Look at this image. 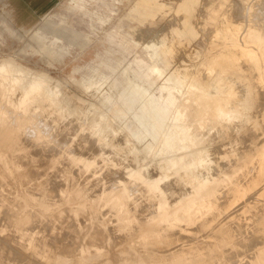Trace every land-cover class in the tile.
Listing matches in <instances>:
<instances>
[{
  "label": "rangeland",
  "instance_id": "374dc122",
  "mask_svg": "<svg viewBox=\"0 0 264 264\" xmlns=\"http://www.w3.org/2000/svg\"><path fill=\"white\" fill-rule=\"evenodd\" d=\"M144 1L151 3V8H149L148 10L142 9V7H143L142 3ZM201 3H203L202 0H0V65H3L4 63L5 64H14L17 66H22L23 68H27L28 70L33 71V72L45 74L49 80L51 79L50 80L51 86L53 85V83H54V86H55V83H57L56 84L57 89L59 88V91H60V89H61V91L63 89V91L65 92V95L68 94L67 95L68 98L70 96V98L72 99V100L71 99L70 100L72 102L73 101L76 102V104H73V105H76L75 108H82L83 106H86V104L88 105V102H90L89 104H91V103L96 104L100 100L101 101L105 100V102H107V105L104 106L102 109L107 110V109L112 108L113 110H117L119 112V115H117L118 120L116 121V123L114 125L115 128H116V125L123 126L124 128H128V130L130 132L134 133V137H137L138 135H139V137L145 136V134L143 133V130L140 127L139 123L145 124L144 118L148 119V117L149 118L153 117L152 112L154 110L161 111L163 109V110H167V111L171 112L173 110L175 103H176V97L173 95H170L169 97H167V93L163 89L164 85H170L171 86V84H172V82L170 83V82L165 81L166 75L163 78H161L162 74H159L156 71H153V70L146 68L140 62H138L137 58L143 57L145 54V52L142 50L143 45H145L147 43L149 44L150 41H152V40H157L160 35L161 36L164 35L166 38H170V40H174V41H180L182 44V45H177V46L175 45L176 47L173 46L174 48H172V50L169 51L170 56H168V60L171 63L169 70L170 71H173V70H180V71L191 70V71H194L197 64L191 58L190 53H192V55H195L197 57H202V55L206 51L207 45H208L207 41H206L207 34H205L201 29V21H202V16H200L201 8H202ZM137 8H139V9L137 10ZM198 18H199V20H198ZM200 19H201V21H200ZM118 25L122 26V28H121V31H119L115 34L114 37L116 40L123 39L124 45L117 43L118 41H114V42L112 41V45H111L109 40H108V37L111 36V34H112L111 31ZM154 35H157V36H154ZM173 43H176V42H173ZM186 44H187V47H184V46H186ZM124 47L128 48L127 52H124ZM196 47H197V49H196ZM186 53H188V56L186 55ZM183 55H185V56H183ZM10 61L13 63H11ZM96 72L98 73V76L100 75L99 76L100 79H98V77H97L94 84L89 85L90 83L88 84L87 82H84V83L80 82L82 77L90 78L92 75H95ZM130 78H133L132 80L140 81L141 85L145 89L150 90V94L147 96V98L145 100L144 98H141L140 95L130 92V96L132 98L133 105H131L130 109H128L126 111L125 110L126 107L124 108V106H123L124 99H123L122 93L124 92V88L127 87L129 85V83L131 82ZM100 83H101V85H100ZM58 84H59V86H58ZM60 85H62V86H60ZM61 91H60V93H61ZM64 92H62L61 95H63ZM65 95H63V96H65ZM97 97H99L100 99ZM75 98H79L81 100L78 101ZM127 102H128V100H127ZM71 107H72V104H71ZM194 108L195 107L191 106L190 110H188V111L189 112L192 110L196 111V109L194 110ZM243 112H244V110H243ZM44 113L41 116H39L38 124L40 123V126H41L43 122L44 123L46 122L47 125L43 126L44 123L42 125L43 130H45V132H47L49 130V127H50V130H53V131L49 130V132H51L50 136L52 135L50 138L51 142H50V140L49 141L47 140V142H46V143H50L51 145L46 144L45 143L46 140L39 141V142L36 141L35 143L33 141L31 142L32 139L33 140L35 139L34 134H33L34 132L32 133L33 129L30 130L31 131L30 132L29 130H27L28 129L27 128L25 131V133L27 135H25V133L18 135V133H16V132L13 135L11 129L8 126V122L4 123L5 128H4V124H2L0 127V134H1V136H0V138H1L0 139V148H2V149H0V152H1L0 153V162H1L0 163V219H1L0 220V245L4 242L2 245V247L4 246L3 249L0 246V264H21V263L22 264H25V263L26 264H36L37 261L39 262V264L40 263L41 264H59V263L60 264H72V263H74V261H75L74 264H76V262H77V264H96L97 262H98L97 264H102V263L103 264H134V263L135 264H151V263L152 264H169V263L171 264V262L173 260L174 261L172 262V264H175L176 262H178L177 264H188L189 259H186L187 257L185 258V256H188V254H189L188 257H190V255H195L193 258H191L192 256L190 257L192 261L193 260L196 261L195 264H200V263L201 264H203V263L208 264L206 262H208L209 260H210L209 264L210 263L211 264H215V263H217V264L222 263L223 264V262H224V264H226V263L231 264L230 261H224L226 251H224L223 248L225 247V250H226V247H228L230 245L229 249L227 248L228 251L230 253L236 252V250L234 248H235V246L236 247L238 246L241 238H242V240L244 239L245 241L251 240L250 243L254 242L255 240H257L256 238H258V241L260 244L259 245L257 244V246L254 245V247L256 246L258 248H260V247L264 248V244H263L264 241L262 240V238H264L263 237L264 236V233H263L264 232V230H263L264 229V226H263L264 225L263 224V222H264V210L262 209V207H264L263 206V204H264V199H263L264 198V193H263L264 181L261 182L262 180H264V174H262L263 178H262V176H261V178H259L260 180L259 179H253V180H251L252 182L251 181L247 182V184H246V182H244L243 184H242V182L241 183L236 182V185H232L231 187H234V186L236 187L237 184L239 185V183L243 187L246 185L247 188L246 187H244V188H245V191H247V192L246 193H244L245 191L239 192V193L236 192V200L233 201L234 204L232 203L234 206L232 204H230V206L232 205L231 207L228 205L230 207L229 209H227V207H226L227 210L225 209V206H227L226 203L229 202V201H227L224 203V206H223L224 209H223V207L222 208L220 207L219 210L218 209H210V210L202 209V211L205 210V211H203L204 213L201 212L202 217H204V218L201 217V214L196 217V216H194L195 214L191 213L189 216V219H187V215L180 214L179 216L182 220H189V223H188L189 229L183 230L180 232L181 229H178V226H176L175 224H174L175 225L174 226L173 223H170L171 225L170 226L168 225V226L171 228L167 227L168 228L167 232L165 231L166 230L165 226H167V225L162 226V229L164 228L163 229L164 232H163L161 227L155 226L152 222L151 216L155 212L154 207L149 206V209L153 208L151 210H154V212L152 211L153 212L152 213L150 210H149V212L147 211L148 208H147V210L145 209L146 206H148V205H143V204L139 203L140 204V206H139L138 202L135 203L136 199H130V202H129V200H127L126 201L127 203L126 204L124 203V206L121 205V206H118L116 208H111L109 205L107 207L106 206L107 203H105V201H102V200H104V198L102 196H100L102 189L107 188L114 181H116L117 179L119 180L120 177L122 179H126L128 177L127 176L128 171L131 170L130 167H128L129 170L126 168V166H125V170H123L124 169L123 165L118 166V167L115 166L116 167L115 169L113 168L114 166H112V167H109L110 169H108V167L107 168L102 167V164L99 163V165H101V166H99V165L97 166V172L95 171V174L93 175V173H94L93 169H91L92 170V173H91V170H86V169L83 170V168H79L78 166H75V165L72 166V164L67 161L66 156H65L66 154L63 153L64 150H66V151L69 150V147H70V150L71 149L73 150L75 148V145H77V143L80 142V139L83 138L84 133L86 134V136H88V139H90L89 138L90 136L87 132L84 131V133H83V131L82 132L77 131L78 125L83 124V123L85 124L87 120L85 118L77 119V118H75L77 116L76 115L74 117V119H77V120L73 119V121H72V118H73V116H72V117L67 118L66 120L61 121L60 124H58L57 126H54V125L49 126V124H52L50 122L51 117L49 119V117L47 115L48 119H47V117L45 118L47 113H45V114ZM241 113H242V111H241ZM242 114L244 116H246L247 112L245 111ZM248 114H250V113L248 112ZM90 116L91 115L88 116V119H90ZM39 120L40 121L42 120L41 121L42 123ZM67 120H68V122H67ZM193 120H194V113H193V116L191 113L190 121H189V124H190L189 132L187 135V139L185 141V144L187 146H191V144H193V143H195L196 145L199 144V147H200V145H201V147H205V146H208L207 144H211V143L215 144V143H219V142H222V143L225 142V144H226L227 143L226 139L229 140L230 135H232L233 131H230V129H227V127H225L224 125H217V124H210L211 126L208 124V126H207V128L209 127L208 131L210 133H212V134H210L207 130H205V128H199V126H197V124L195 122H193ZM253 120H251V121H253ZM82 121H83V123H82ZM62 123L64 124V126L61 128V126L63 125ZM72 123L77 125V126L74 125V126H76V128L74 127V129H73ZM59 125H61V126H59ZM259 125L257 124V126H259ZM70 126H72V127H70ZM196 126L202 132H198L199 130L197 129ZM260 126H259V128H261ZM44 127H47V128H44ZM64 127L66 128V130H64ZM211 127H212V129H211ZM216 127L218 129H216ZM222 127H224L223 130H222ZM55 128H56V133L54 132ZM67 128H68V130L70 129L69 131H71V132H69L67 130ZM259 128L257 127V130ZM58 129H60V131ZM196 129H197V132H196ZM203 129L209 133V135H207L208 138L205 136V134H203L205 132ZM209 129H211V131ZM75 130H76V132H75ZM216 130H217V132H215L216 133L215 134L213 131H216ZM219 130H220V132H219ZM261 130H263V129L261 128L260 131L257 132V134L261 133ZM31 133H32V135H31ZM60 133L61 134L63 133V135H64V136H62V139H60L61 137L56 138L54 136V135H57ZM117 133H118L116 136L117 139L119 140V137H120V139L122 140V141L120 140V142H123V136L122 135H124L125 132L123 131V132H121V134H120V132H117ZM196 133H198L197 136H199L198 139H200V140L196 139L197 138ZM199 133H202L203 135H201ZM222 133L224 134L225 138L223 137ZM67 134L70 136L68 137ZM228 134H229V136H228ZM263 134H264V132L262 134H260V136H259L261 139L264 136ZM9 135H10V137H9ZM72 135H74V136H72ZM217 135H218V137H216ZM11 136H13V137H11ZM25 136L27 138H25ZM65 136L69 139L71 138V140H70V142H72L71 146H68V147L65 146L64 147L63 144H61L59 146H56L53 144V139H54V142L57 141L58 138L61 141V140L66 138ZM28 137H29V139H28ZM31 137H32V139H30ZM201 137L203 139L206 138L205 141ZM210 137H213V140H212V138L210 140ZM222 138H223V140H222ZM76 140L79 142H77ZM92 140L95 144L96 150L102 151L104 153H109V152H107L106 148H101L100 144L98 146V143H97V141H95V138L94 139L92 138L91 141ZM197 140H198V142H197ZM209 140H210V142H209ZM2 141H3V143H2ZM65 141H67V140H65ZM73 141H74V144H73ZM75 141H76V143H75ZM132 141L134 144H136L138 146V148H140V147H142V145L150 142V138L149 137L132 138ZM247 142H248V144H247ZM44 143L46 145H44ZM249 143L250 142L246 138L245 148L248 147ZM5 144H7V145H5ZM67 144H68V141L66 142V145ZM243 144L241 145L242 151L241 150L239 151V148L236 147L237 148L236 152L232 153L233 155L236 156V154L238 152L237 155H240L239 157H241V158H239L240 161H245V159L248 158L252 152L254 153V150L250 151L248 148H247L248 150L243 148V146H244ZM33 145H34L35 149H34ZM52 145H54V146H52ZM73 145H74V148H73ZM4 146H7L8 148L5 147V149H3ZM29 146H30V148H29ZM41 146H43V148H41ZM62 146H63V148H62ZM55 147L56 148L60 147V149H56ZM90 147L91 146H88V145L86 147H84L82 153L84 155H87V153H89V151L92 150L91 149L92 147L91 148ZM58 150H60V151H58ZM75 150H76V148H75ZM194 150H195V148L191 147V148L187 149L186 151H184V153H182L183 159L177 165L180 172L177 173V171H174L173 172L174 173L173 178L174 177L179 178V177H181V175L184 178H186L188 176H192V174H195L196 170H194L193 166H191L192 165L191 162H192L193 158L195 157V154H194L195 151ZM227 150H228V147L223 148V151L226 152ZM61 151H63L62 154H61ZM240 152L241 153L243 152V154H241ZM249 152H250V154L248 155ZM6 154H8L9 156L8 155H7L8 157L5 156ZM63 154H64V156H63ZM232 154H230V155L232 156ZM245 155L248 157H245ZM235 156H232L231 158H232V161L235 160L233 162V164L238 165L239 160L237 162L236 161L237 156H236V158H235ZM110 157L113 158V155H110ZM41 158H42V160H41ZM171 158L176 159L177 157L173 156ZM130 159H129V161L132 162L133 159L132 158H130ZM241 159H243V160H241ZM28 162H29V164H28ZM64 163H66V164H64ZM130 163H129V165H130ZM133 163L136 165H134ZM67 164L70 166H68ZM235 165H231V166H233L235 169ZM237 165H236V168L241 166V164L239 166H237ZM132 166H134V168H132V169H133V171H135L136 170L135 167H138V164L135 162H132ZM222 166H224V167H222ZM35 167H36V169H35ZM221 167L222 168L220 170L222 171V173L226 174L227 172H230L229 168L231 169V167L229 165L228 166L221 165ZM225 167H227L228 170ZM103 168H104V170H103ZM79 169H81V171ZM107 169H108V171H106ZM117 170H118V172H117ZM151 170H153V169L151 168L149 170L150 173H151ZM123 171H125V172H123ZM225 171H227V172H225ZM106 172H107V175H109V176L108 177L105 176L106 179H104V175H106ZM152 172L155 173V174L151 173L152 176L162 177L163 172L161 170H153ZM38 174H39V176H38ZM99 174H100V176H99ZM110 175H111V177H110ZM122 175H124V176H122ZM76 177H77V179H76ZM174 179H173V182H175ZM254 180H257V181H254ZM171 182H172V179H171ZM257 182H258V184H257ZM250 183H252V185L256 183L255 187L251 185V188L249 189ZM171 184L172 183H170V181H169L168 186L169 185L171 186ZM173 184H172V186L175 188L176 184L175 185H173ZM259 184L262 185L263 187H260ZM93 185H94V187H93ZM258 185H259V187H258ZM170 186L167 187L168 191H166V192H169V194H170V196H169V194H167V197L169 196L168 197L169 199L171 197V200L173 199L172 202H174V200L179 197L178 192L181 193V191L179 188H177L178 187L177 185H176L177 187L175 189H177L178 192H177V190L172 188V186L171 187ZM75 188H76V191L78 192V194L75 191ZM170 188H171V190L172 189L175 190V191H173V194H172V191H170ZM252 189L255 190V191H253L254 193L252 192ZM259 189H260V191H259ZM96 190H97V192H96ZM165 190H166V188H165ZM79 192H81V193H79ZM176 192H177V194H176ZM257 192H258V194H257ZM67 193H69V194L67 195ZM259 193H260V195L262 194L260 196V198H258ZM84 194H86V195H84ZM97 194L99 196H96ZM239 194H241V195H239ZM242 194L245 195L243 197V199H242V196H243ZM253 194H254V197H253ZM53 195H54V197H53ZM88 195H89V197H88ZM255 195H256V199H255ZM91 196H93V197H91ZM70 197H72L73 200L74 199L75 200L73 201ZM82 197L84 199H85V197H87V199L83 202V204L81 203L84 200V199H82ZM239 197H241V199L237 200V199H239ZM261 197H262V200H261ZM251 198L254 200V202L257 199L260 201H263V204H262V202L260 203V201H258V200L255 202V205L258 204L257 205L258 210L256 209V206H254V205L252 206L251 203H253V200L250 201ZM76 199L79 200L80 202L77 201ZM81 199H82V201H81ZM171 200H169L170 201L169 204L171 203ZM28 201H29V203H28ZM244 201H245V203L248 202L249 207L247 206V204L244 203ZM97 202L98 203L100 202L99 203L100 206ZM230 202H232V201H230ZM249 202H251V203L249 204ZM21 203H23V205ZM80 203H81V205H79ZM128 203H130L129 204L130 206L132 205L130 207L131 210L129 209ZM243 203L245 206L244 205L241 206V204H243ZM27 204H29V205L27 206ZM30 204H31V206H30ZM134 204H136V205H134ZM48 205H49V207H48ZM65 205L68 207H66ZM125 205L127 206V208H125L126 207ZM259 205H260V207H259ZM261 205H262V207H261ZM142 206H143V209L145 211L142 209ZM90 207H91V210H90ZM140 207L142 210L140 209ZM232 207H234V208H232ZM235 207H237L239 209L241 208L240 209L241 211L239 212V209H237ZM247 207H248V210H247ZM250 207L251 208L254 207L255 210L253 208L251 209ZM122 208H125V209H122ZM242 208L243 209L245 208L247 211H249L251 209L252 212L254 211L255 213L254 212L251 213V211H249V213H248L246 210H242ZM19 209L22 211H20ZM196 209H199V208L195 207V208H193V211H195ZM236 209L238 210V213H239L237 215L239 217H242V218L237 217L235 219ZM259 209L262 211L263 214L260 212ZM45 210H47V211H45ZM113 210H114V212H113ZM138 210L140 211V215H138L139 214ZM224 210H226L228 213H230L232 210H233V212H231L230 216H229V214L225 211V213H227V215H228L227 216L225 213L223 215ZM18 211L20 213H18ZM127 211H128V213H127ZM244 211H245V214L243 216H241L240 213L243 214ZM4 212H5V214H3ZM112 212L114 213V215ZM120 212L123 216H121ZM131 212H132V214H130ZM142 212H143V215L145 214L144 217L142 215ZM215 212H216V214H215ZM16 213L18 214L17 217H15ZM136 213H138L137 217L142 222V225H141L140 221L137 219ZM210 213H211V215H210ZM232 213L233 214L235 213V214L232 216ZM257 213H258V215L255 217V215ZM54 214H55V216H54ZM259 214H260V216L263 215V218H262V216L260 218ZM130 215H131V217H130ZM207 215H210L211 217H209ZM221 215H223V216L221 217ZM245 215L248 218V219L246 218L247 220L244 217ZM253 215H254V218H253L254 221L252 219ZM92 216H93V218H92ZM140 216L144 219L140 218ZM250 216H251V218H249ZM100 217H101V220L99 222ZM208 217H209V220L213 218L214 222H213V220H211V222H208V220H207ZM217 217H219V219ZM223 217L225 220L222 219ZM229 217L233 218V221H231L232 219ZM243 217H244V220H246V222H244ZM258 217L260 219H262V220H260L262 226H260L261 224L258 220L259 219ZM14 218H17V220H19V221H15L16 219H14ZM125 218H126V220H125ZM226 218H227V220H226ZM238 218H239V222L237 220ZM255 218H257V219H255ZM22 219H24V220H22ZM135 219H137L139 222ZM145 219H147V220H145ZM197 219H199L200 224L198 223V225H194L197 223ZM216 219L219 221H217ZM228 219L231 221L230 223H229ZM241 219L243 220L244 224L247 223L246 226H248L249 228L246 227L245 225L243 226V227H245V229L242 227H239V226H241V223H240ZM48 220H49V222H48ZM150 220H151V222H150ZM201 220H202V222H205V224L201 223ZM221 220L224 222L226 221V222L222 223ZM96 221H97V223H96ZM215 221H216V223H215ZM234 221L236 223H239V225L236 224V226H235L234 225L235 223H233ZM255 221L258 222L257 225H259V228L263 227V229L260 228V230L262 229L261 231H258L259 229H256L258 227L255 225L256 224ZM39 222H40V224H39ZM206 223H208V225ZM210 223H211V226L213 225L212 226L213 229L216 228L214 226L215 224L217 226V224H220V223H221V225L224 226V228H223V226H220L222 228V229H220V227L218 226L219 231H217V229H218V227H217L216 229H214L216 231L215 232L214 230H212V228L210 229V227H209ZM24 224H25V226H24ZM147 224H148V226L153 224V226H151V227L155 231L149 230L150 226L148 227ZM202 224H204L203 227H202ZM225 224H226V226H225ZM229 224H231V228L234 230H231V228L228 227ZM138 225H140V226L138 227ZM144 225H146L148 228H145L146 226L144 227ZM118 226H119V228H118ZM135 226H137L138 229ZM141 226H142V228H144L143 230H142ZM192 226H194V227H192ZM197 227L200 228V230H202L203 232H201ZM204 227H206V228L203 230L202 228H204ZM237 227L242 228V229H238ZM252 227L254 230L252 229ZM225 228L229 232L226 231ZM235 228H236V231H235ZM247 228L248 229L251 228V230L248 231ZM139 229L141 230V234H139L140 233ZM175 229L179 230V232H177V234L179 233L178 235L181 234L183 237L182 236L178 237ZM197 229L200 231V233L198 232L196 234L195 232L197 231ZM206 229H208L206 231L207 234L204 233ZM224 229H225L226 233L228 232L227 233L228 236L226 235ZM136 230H138L137 231L138 233L137 232L135 233ZM168 230L173 231V232H171L173 234L171 235V233H170V235H169ZM188 230H191V231L193 230L192 231L193 233L191 231L188 232ZM252 230L255 231V233ZM97 231H98V233H97ZM144 231H147L148 233L144 232ZM174 231H175V235H174ZM233 231H235V234H237L236 236L238 238L240 237L239 239L235 236V234H232ZM242 231L244 234L242 233ZM133 232L135 233L134 235L131 234ZM162 232H163V234H166V233L167 234L163 235V234H161ZM183 232H184V234H183ZM240 232L242 234L241 236H239ZM90 233H92V234H90ZM129 233L131 235H129ZM189 233H190V235H189ZM212 233H213V235H211ZM247 233L249 235H247ZM251 233H252V235H255L254 236L255 238H253ZM257 233H259L258 236L256 235ZM50 234H51V236H50ZM194 234H195V236L192 237L191 235H194ZM203 234L207 235V236L210 235L211 237L215 236L216 240L213 238L211 241L208 239L207 236H203ZM217 234L219 235L218 237H220V239L216 236ZM220 234L225 235V237L227 236V238H225L223 236V238H224L223 239L221 237L222 235H220ZM127 235L129 237L127 239H125ZM162 235L164 237L166 236V239H164L162 237ZM200 235H201V237H204V238H201ZM229 235L230 236L232 235L234 242H232V237H229ZM245 235L247 236L246 239H245V237H246ZM170 236L176 237L175 241H174L175 243L172 242L174 240V238L171 239ZM197 236H199V237H197ZM210 236H209V238L211 239ZM242 236H244V237H242ZM259 236H261L262 238ZM4 237H6V238H4ZM11 237H12V240L10 239ZM130 237H131L130 242H128V239ZM133 237H135L134 239H136V240H134ZM184 237H185V239H184ZM189 237L192 238V240L189 239ZM206 237L209 240V243L207 240L208 244H206L208 248H209V246H212V247H210L211 249L215 247L214 250L218 248L216 250V252H218L219 254L217 253L215 255L219 258V260H217L216 256L213 255L211 249L209 248L210 250H208V248H206V246L204 245L205 244L204 239H206ZM1 238L4 239V241ZM182 238H183V240H182ZM186 238H188V239H186ZM229 238H231V240H229ZM250 238H252V239H250ZM116 239H117V241H116ZM177 239H179V241L181 240L180 241L181 243ZM199 239L200 240L202 239L201 242L203 241V243H202L203 247H202L201 242L198 241ZM217 239H219L221 241L218 242L219 240H217ZM234 239L238 240L239 242L235 241ZM118 240H119V242H118ZM132 240H133V242H132ZM153 240H155L154 246L156 249L152 248V250H151L150 247H152L151 245L153 244ZM165 240H167V241H165ZM169 240H170V242H169ZM176 240H177V243H179L178 245L176 244ZM186 240H189L187 243L188 246L187 245L185 246V244H184V242L186 243ZM194 240H197L195 242L197 243V249L198 250H201V248H203V250H201V252L200 251H197V252L203 253L202 251H204V255L198 254L195 252L196 251L195 250L196 244H195ZM224 240H226L225 243H224ZM163 241H164V245H163ZM190 241H192V242H190ZM210 241L213 243V245ZM222 241H223V243H222ZM6 242H7V244L9 242H11L10 244L13 245V247H11V248H13L11 251H10L9 247H6V245H7V244H5ZM124 242H125V244H123ZM126 242L129 244H127ZM193 242H194V244H193ZM90 243H91V245H90ZM171 243H172V245H171ZM215 243H216V246L214 245ZM219 243L220 244L222 243L221 245L224 247L218 245ZM227 243H230V244H227ZM231 243H232V245H231ZM233 243H235L234 246H233ZM169 244H170L171 248H173V249H171L170 246L168 247ZM192 244H193V246H192ZM173 245H177V246H173ZM179 245H180V247H179ZM190 245L192 246V248H190ZM8 246H9V244H8ZM184 246L189 251L187 249H185ZM231 246L233 247V250H232ZM16 247H18L19 249ZM67 247H68V249H67ZM146 247L148 248V250H151L152 253H150L151 251H148L147 249H145ZM177 247H179V248H177ZM15 248L17 251L14 250ZM135 248L138 250H136ZM160 248H161V250H160ZM168 248L171 251H169ZM181 248L183 249V251L185 249V252H184L185 256L183 259L181 258L183 256L178 258L180 256V254L183 253ZM193 248H194V251H193ZM205 248L207 250H205ZM5 249H8V250H5ZM72 249H74V250H72ZM76 249H77V251H76ZM176 249L177 250L179 249V252H176ZM190 249H192L193 252H191ZM146 250H147L146 253H148V254L150 253V255L152 254L151 255L152 259L154 256V259L156 260L157 263L156 262L154 263L153 261H155V260L154 259L152 260L150 256L145 254ZM153 250H155L154 252H157L156 254H158V255L155 256V253L153 252ZM163 250L165 253H168V256L165 257V253L163 252ZM167 250L169 252H166ZM221 250H223L222 252L224 253L223 258L221 255L222 254ZM5 251H9V254ZM206 251H208V252L211 251V252L207 253ZM21 252L23 254H21ZM162 252H163V254H162ZM170 252H171V254H170ZM188 252H190V253H188ZM5 253H7L8 255L5 256ZM112 253H113L114 257L112 255ZM210 253H211V255L209 256L208 254H210ZM15 254H16V257H15ZM19 254H20V260L17 259V257L19 258ZM196 254L201 255L199 257H202V259H200L198 257V255H196ZM12 255H13V257H12ZM22 255H24V256H22ZM144 256L146 257L145 261H143ZM147 256L150 258H148ZM163 256H164V258H163ZM196 256H197V258H195ZM220 256L222 258L221 260H220ZM156 257H157V259H156ZM214 257L216 258L217 261H214V259H213ZM141 258H142V260H140ZM15 259H17V260L15 261ZM25 259H27V260H25ZM161 259L163 260V262ZM158 260H160L161 263H160V261L158 262ZM184 260H186V261H184ZM191 260H190V263H192ZM199 260H200V263H199ZM204 260L206 262H204ZM59 261H61V262H59ZM213 261H214V263H212ZM218 261H219V263H218ZM220 261H223V262H220ZM193 264H194V262H193ZM234 264H236V263H234ZM244 264H254V263H252L251 261H250V263H248V261H246V263H244Z\"/></svg>",
  "mask_w": 264,
  "mask_h": 264
},
{
  "label": "bare ground",
  "instance_id": "6f19581e",
  "mask_svg": "<svg viewBox=\"0 0 264 264\" xmlns=\"http://www.w3.org/2000/svg\"><path fill=\"white\" fill-rule=\"evenodd\" d=\"M202 1H203V3H201L202 8H201V14H200V16H202V21L200 19L201 29L205 34H207L206 41H207L208 45H207V49L204 52V54L202 55V57H197L195 55H192V53H190L191 58L197 64L194 71H191V70H189V71H180V70L170 71L169 70V68L171 66V63L168 60V56H170L169 51L172 50V48H174L173 46L182 45V44L180 41L170 40V38H166L164 35L163 36L160 35L157 40H152V41L149 40L150 41L149 44L147 43V44L143 45L142 50L145 52V54L143 57L137 58L138 62H140L146 68L153 70V71H156L159 74H162L161 78H163L166 75L165 81L170 82V83L172 82V84H171V86L170 85H164L163 89L166 91L167 97H169L170 95H173L176 97V103H175L173 110L171 112H169L167 110H163V109L161 111L154 110L152 112L153 117H150V118L148 117V119L144 118L145 124H143V123L140 124L138 122L140 127L142 128L145 136L139 137V135H138L137 137H134V133L130 132L128 130V128H124L123 126L116 125V128H115L114 125H115L116 121L118 120L117 115H119V112L117 110H113L112 108L107 109V110L102 109L104 106L107 105V102H105V100H102V101L100 100L99 102L96 103L97 105L92 104V103L89 104L90 102H88V105L86 104V106H83L82 108H75L76 105H73V104H76V102H74V101L72 102L71 101L72 99L70 98V96L68 98V96H67L68 94L65 95V92L63 91V89H62V91L60 89V91H61V93H60L59 88L57 89V87H56L57 83H55V86H54V83L51 86L50 85L51 79L49 80L45 74L30 71L27 68H23L22 66H17L14 64H5V63H4L5 65L4 64L0 65V127L2 124L8 122V126L11 129L13 135L15 132L18 133V135L19 134L21 135L22 133H25L27 128H28L27 130H29V131L33 129L32 133L34 132L33 134H34L35 139L33 140L31 137L30 138V139H32L31 142L33 141L35 143L36 141L39 142V141L46 140L45 141V143H46L47 140L49 141L51 136H52V135L50 136L51 132H49V130H50L49 126H52V125L57 126L58 124H60L61 121L66 120L67 118L72 117V116H73V118H72V121H73V119L76 115L77 116L75 118H77V119L85 118L87 120L86 123L84 124L82 121L83 124H79L80 123L79 122L77 131H81V132L83 131V133H84V131L87 132L90 136L89 137L90 139H88V136H86V134L84 133V136H83V138L80 139V142L76 140L77 142H79V143H77V145H75L76 150H75L74 145H73V148H74L73 150L72 149L70 150V147H69V150H67V151L64 150V152L61 151V154H62V152L64 154H66L65 155L66 159L69 163L72 164V166L73 165L78 166L79 168H83V170L93 169L94 170L93 175L95 174V171L97 172V166L99 165V163L102 164V167H106V168L108 167V169H110L109 167H112V166H114L113 168L115 169L116 167L122 166V165L124 167L123 170H125V166L127 169H128V167H130L131 170L128 169L129 170L127 173L128 177L126 179H122L121 177L119 180L117 179L118 181L117 180L114 181L115 180L114 179L113 180L114 182L112 184H110L107 188H103L101 193L99 192L100 196H102L104 198V200H102V201H105V203H107L106 206L108 207V205H109L111 208H116V207L121 206V205L124 206V203L126 204L127 200H129V202H130V199H136L135 203L138 202L139 206H140V204L148 205L145 208L146 210L148 208V210H147L148 212H149V210L151 212L152 211L154 212V210H151L153 208L149 209V206L154 207L155 212L154 213L152 212L153 215L151 216L152 222L155 226L161 227V229H162V226L167 225V226H165L166 232L168 229L167 227H169L171 225L170 223H173V225L175 224L176 226H178V229H181L180 232L183 230L189 229L188 228L189 220H182L179 216L180 214L187 215V219H189V216L191 213L195 214L194 216L197 217L198 215L201 214V212H203L205 210H210V209H218L219 210V208L220 207L222 208L224 206V203L227 201H229V202L226 203L227 206H225V209H226V207H227V209H229L234 204L233 201L236 200V192L239 193V192L245 191L244 187H246V185L243 187L240 183L242 182V184H243L244 182H246V184H247V182H250L253 179L261 178L262 174H264L263 173L264 172V136L262 139L259 137L260 134H262L264 132V0H202ZM198 20H199V18H198ZM121 28H122V26L118 25L111 31L112 34H111V36L108 37V40H109L111 45H112V41L113 42L118 41L117 43L124 45L123 39L116 40L114 37L117 32L121 31ZM154 36H157V35H154ZM173 42H176V43H173ZM184 47H187V44ZM127 49L128 48L124 47V52H127ZM196 49H197V47H196ZM186 55L188 56V53H186ZM183 56H185V55H183ZM11 63H13V62H11ZM99 76H98V73L96 72L95 75H92L90 78L82 77L80 82H82V83L87 82L88 84L90 83L89 85H92L95 83L97 77H98V79H100ZM132 79L133 78H130L131 82L129 83V85L127 87L124 88V92L122 93V96L124 99L123 106H124V108L126 107V109H125L126 111L128 109H130L131 105H133L132 98L130 96V92L140 95V97L144 98L145 100H146L147 96L150 94V90L145 89L141 85L140 81L132 80ZM59 84H58V86H59ZM100 85H101V83H100ZM60 86H62V85H60ZM62 92H64L63 95H65V96L61 95ZM97 98H99V97H97ZM75 99L78 101L81 100L79 98H75ZM127 100H128V102H127ZM71 104H72V107H71ZM191 106L195 107L194 110L196 109V111L192 110L190 112L192 113V116L194 113L193 122H195L197 124V126H199V128H205V130L208 131V128H209V127L207 128L208 124L209 125L210 124H217V125H224L225 127H227V129H230V131H233L232 135H230V137H229V140L226 139V142H227L226 144H225V142L224 143L219 142V143H215V144L211 143V144H207L208 146H205V147H201V145L199 147V144L196 145L195 143L191 144V146H187L185 144V141L187 139V135L189 132V127H190L189 121H190L191 113L188 110H190ZM243 110H244V112L245 111L247 112L246 116H244L242 114V113H244ZM241 111H242V113H241ZM44 112L47 113L46 116L44 115L45 118L47 117V115H48L49 119L51 117L50 122L52 123V124H49V126H48L49 130L47 132H45V130H43L42 125L44 122L42 123L41 122L42 120L41 121L39 120L42 123V125L40 126V123L38 124V118ZM248 112L250 114H248ZM89 115H91L90 119H88ZM48 117H47V119H48ZM77 119H74V120H77ZM251 120H253V121H251ZM67 122H68V120H67ZM257 124L258 125L260 124L261 126L260 125L259 126L263 129V130H261V133H258L259 135L257 134V132L260 131L261 128H259V126H257ZM45 125H47L46 122L44 123L43 126H45ZM61 125H59V126H61ZM74 125H76V124H73V129H74V127L76 128V126H77V125L76 126H74ZM63 126H64V124L61 126V128ZM70 127H72V126H70ZM257 127L259 128L258 130H257ZM4 128H5V124H4ZM44 128H47V127H44ZM223 128L224 127H222V130H223ZM197 129H198V127H197ZM197 129H196V132H197ZM211 129H212V127H211ZM211 129H209V130L211 131ZM216 129H218V128L216 127ZM58 130L60 131V129H58ZM64 130H66L65 127H64ZM67 130H68V128H67ZM50 131H53V130H50ZM123 131L125 132L124 135H122L123 136V142H120V140H121L120 137H119V140L116 137L118 134L117 132H120V134H121V132H123ZM207 131H205L206 133L205 132L203 133V134H205L206 137L210 133L209 131H208L209 133ZM54 132L56 133V128H55ZM69 132H71V131H69ZM75 132H76V130H75ZM198 132H202V131L199 130ZM213 132L215 133V132H217V130L213 131ZM219 132H220V130H219ZM32 133H31V135H32ZM63 133L62 134L60 133V134H57L54 136L56 138L61 137L60 139H62V136H64ZM197 134L198 133H196V136H197ZM199 134L203 135L202 133H199ZM210 134H212V133H210ZM25 135H27V134L25 133ZM0 136H1V134H0ZM69 136L70 135H68V137ZM72 136H74V135H72ZM228 136H229V134H228ZM9 137H10V135H9ZM11 137H13V136H11ZM143 137L144 138L149 137L150 142H148V143L142 145V147L138 148V146L133 143L132 138H143ZM216 137H218V135ZM223 137H224V134H223ZM25 138H27V137L25 136ZM59 138L55 142L53 139L54 145L59 146V145L63 144L64 147L65 146L68 147V146L72 145V142H70L71 138L69 139L66 137L65 139H63L61 141L59 140ZM92 138L93 139L95 138V141H97L98 146L100 144L101 148H106L107 152H109V153H104L102 151L96 150V147H95L93 140L91 141ZM198 138H199V136H197L196 139H198ZM211 138L213 140V137H210V140H211ZM246 138L250 142L247 148L250 151L254 150V153L252 152L253 154L251 153V155L249 157L245 155V157H248V158H246L245 161H240L239 158H241V157H239L240 155H237L238 154V152H237V154H236L237 160L236 161L238 162V160H239V164L238 165L236 164V165L239 166L241 164V166L236 168V165L233 164V162L235 160L232 161V158H231L232 156H235V155H233L232 153L236 152L237 148H239V151L240 150L242 151L241 145L243 143H244L243 148H245ZM28 139H29V137H28ZM205 139H203V140L205 141ZM65 140L68 141L67 145H66L67 141H65ZM198 140H200V139H198ZM198 140H197V142H198ZM210 140H209V142H210ZM222 140H223V138H222ZM76 141H75V143H76ZM50 142H51V140H50ZM2 143H3V141H2ZM45 143H44V145L50 144V143H46V144ZM73 144H74V141H73ZM247 144H248V142H247ZM5 145H7V144H5ZM54 145H52V146H54ZM87 145L91 146L92 148L91 147L90 148L92 150H90L89 153H87V155H84L82 153V151H83L84 147H86ZM30 146H29V148H30ZM43 146H41V148H43ZM5 147H7V146H4L3 149H5ZM33 147H34V145H33ZM191 147L195 148V150H194L195 151L194 152L195 157L193 158V160L191 162V164H192L191 166H193L194 170H196L195 174L191 173L192 176H188L186 178H184L181 175V177H179V178L174 177L175 178L174 179L173 178V176H174L173 172L174 171H177V173L180 172L177 165L183 159L182 153H184V151H186L187 149H189ZM224 147H226V148L228 147V150H227L228 152L223 151ZM62 148H63V146H62ZM247 148H245V149H247ZM0 149H2V148H0ZM34 149H35V147H34ZM56 149H60V147L56 148ZM58 151H60V150H58ZM64 154H63V156H64ZM230 154H232V156ZM241 154H243V152ZM249 154H250V152L248 153V155ZM7 155L8 154H6L5 156H7ZM110 155H113V158H111ZM173 156H176L177 158L172 159L171 157H173ZM236 156H235V158H236ZM130 158H132L134 160V161L132 160V162H135L138 164V167H135L136 168L135 171H133V169H132V168H134V166H132V162L129 161ZM41 160H42V158H41ZM241 160H243V159H241ZM128 162L129 163L131 162L130 165ZM28 164H29V162H28ZM64 164H66V163H64ZM230 164L235 165V169ZM134 165H136V164H134ZM221 165H226V166L229 165L231 167V169L229 168L230 172L225 171V172H227L226 174L222 173V171L220 169L224 166L221 167ZM68 166H70V165H68ZM99 166H101V165H99ZM151 168L153 170H161L163 172L162 177L152 176L151 173H154V172H152L153 170H151V173L149 172V170ZM225 168L227 169V167H225ZM35 169H36V167H35ZM108 169L106 171H108ZM79 170L81 171V169H79ZM103 170H104V168H103ZM118 170H117V172H118ZM123 172H125V171H123ZM91 173H92V170H91ZM38 176H39V174H38ZM99 176H100V174H99ZM105 176H107V177L109 176V175H107V172H106V175H104V179H106ZM122 176H124V175H122ZM110 177H111V175H110ZM262 178H263V176H262ZM76 179H77V177H76ZM171 179H172V182H171ZM173 179L175 182H173ZM169 181L172 184L174 183L173 185L176 184L178 187L175 185V188L177 187L181 191V193L178 192V190L175 189L171 184L172 188L177 190V192L179 193V197L176 195L178 198H176L174 200V202H172L173 199L171 200V197H170V199L168 198L170 196L169 192H166V191H168L167 187L170 186V185L168 186ZM254 181H257V180H254ZM263 181L264 180H262L261 182H263ZM236 182H240L239 185L237 184L236 187L235 186L231 187L232 185H236ZM257 184H258V182H257ZM251 185H252V183H250L249 189L251 188ZM255 185H256V183L253 184L252 186L255 187ZM259 185H258V187H259ZM263 185H264V183H263ZM93 187H94V185H93ZM260 187H263V186L260 185ZM165 188H166V190H165ZM175 190H173V189L171 190V188H170V191H172V194H173V191H175ZM75 191H76V188H75ZM253 191H255V190L252 189V192ZM259 191H260V189H259ZM96 192H97V190H96ZM177 192H176V194H177ZM246 192L247 191H245L244 193H246ZM79 193H81V192H79ZM263 193H264V191H263ZM68 194L69 193H67V195ZM77 194H78V192H77ZM167 194H169L168 197H167ZM257 194H258V192H257ZM54 195H53V197H54ZM84 195H86V194H84ZM239 195H241V194H239ZM261 195L259 193L258 198H260ZM96 196H99V195L97 194ZM244 196L245 195L242 196V199ZM72 197H70V198L73 200L74 197L73 198ZM88 197H89V195H88ZM91 197H93V196H91ZM166 197L169 200H171L170 204H169L170 201ZM253 197H254V194H253ZM82 199H84V198L82 197ZM82 199H81V201H82ZM86 199H87V197H85V199L81 203L83 204V202ZM240 199H241V197H239V199H237V200H240ZM255 199H256V195H255ZM252 200L253 199L251 198L250 201H252ZM261 200H262V197H261ZM77 201H79V200H77ZM230 201H232V202H230ZM258 201H260V200H258ZM255 202L253 200V203L249 202V204L251 203L252 206L253 205L256 206V209H257L258 204L255 205ZM261 202L263 204V201H260V203ZM28 203H29V201H28ZM81 203L79 205H81ZM244 203H245V201H244ZM244 203L241 204V206L244 205ZM21 204L23 205V203H21ZM129 204L130 203H128V206L130 209V207L132 205L130 206ZM230 204H232V205L230 206ZM245 204H247V206H248V202H246ZM28 205L29 204H27V206ZM134 205H136V204H134ZM30 206H31V204H30ZM99 206H100V204H99ZM263 206H264V204H263ZM48 207H49V205H48ZM66 207H68V206H66ZM195 207L199 208V209H196L195 211H193V208H195ZM248 207H247V210H248ZM259 207H260V205H259ZM261 207H262V205H261ZM125 208H127V206ZM125 208H122V209H125ZM232 208H234V207H232ZM235 208H237V207H235ZM252 208L254 209V207H252ZM140 209H141V207H140ZM142 209H143V206H142ZM202 209H205V210L202 211ZM223 209H224V207H223ZM237 209H239V208H237ZM237 209L235 211L236 214L234 213L236 215L235 219L237 217H239L237 215V214H239ZM240 209H239V212L241 211ZM251 209L249 211H251V213H253L254 211L252 212ZM262 209L264 210V207H262ZM90 210H91V207H90ZM114 210H113V212H114ZM226 210L223 211V215H224ZM233 210L231 212H233ZM242 210H246V209L242 208ZM20 211H22V210H20ZM45 211H47V210H45ZM140 211H139V214L136 213V217H137V214L140 215ZM249 211H247V212L249 213ZM260 212L262 213L261 210H260ZM18 213H20V212L18 211ZM127 213H128V211H127ZM211 213H210V215H211ZM227 213H225V214L227 215ZM230 213H228L229 216H230ZM258 213L255 215V217L258 215ZM3 214H5V212ZM120 214H121V212H120ZM130 214H132V212ZM215 214H216V212H215ZM234 214L232 213V216ZM244 214H245V211L243 214L240 213L241 216H243ZM17 215L18 214L16 213L15 217H17ZM113 215H114V213H113ZM142 215H143V212H142ZM144 215H143V217H144ZM210 215H207V216L211 217ZM223 215H221V217ZM54 216H55V214H54ZM121 216H123V215L121 214ZM141 216H140V218H142ZM261 216L263 218V215H261ZM261 216L259 214L260 218H261ZM130 217H131V215H130ZM201 217H202V214H201ZM209 217L207 220H208V222H211V220H213V218L209 220ZM224 217L222 219H224ZM231 217H229V218H231ZM244 217H245V219L247 218L246 215ZM244 217H243V220H244ZM92 218H93V216H92ZM202 218H204V217H202ZM217 218L219 219V217H217ZM227 218H226V220H227ZM239 218H242V217H239ZM239 218L237 219L238 222H239ZM249 218H251V216ZM253 218H254V215L252 216V219ZM260 218L258 220L261 224L260 220H262V219H260ZM14 219H16L15 221H19V220H17V218H14ZM24 219H22V220H24ZM137 219H138V217H137ZM137 219H135V220H137ZM142 219H144V218H142ZM199 219H197V223L194 225H198ZM231 219H232L231 221H233V218H231ZM255 219H257V218H255ZM100 220H101V217L99 219V222H100ZM125 220H126V218H125ZM145 220H147V219H145ZM243 220L242 219L240 220L241 226H239V227H242L245 229V227H243V226L244 225L246 226L247 223L244 224ZM246 220H244V222H246ZM217 221H219V220H217ZM228 221H229V223L231 222L229 219H228ZM235 221L233 222V223H235L234 225L235 226H236V224L239 225V223H236L237 221L236 222ZM253 221H254V219H253ZM48 222H49V220H48ZM150 222H151V220H150ZM213 222H214V220H213ZM221 222L223 223L224 221L221 220ZM255 222H256L255 225L258 227L256 229H259L258 231H261L263 229V227H260V228H262L260 230L259 225H257L258 222L257 221H255ZM96 223H97V221H96ZM140 223L142 225L141 221H140ZM201 223L205 224V222H202V220H201ZM215 223H216V221H215ZM39 224H40V222H39ZM153 224L149 225V226L151 227V226H153ZM204 224H202V227L204 226ZM206 224L208 225V223H206ZM226 224H225V226H226ZM263 224H264V222H263ZM24 226H25V224H24ZM139 226L140 225H138V227ZM145 226L146 225H144V227ZM147 226H148V224H147ZM147 226L145 228L149 227V226L148 227ZM212 226L210 223V225H209L210 229L212 228ZM214 226L217 228L218 226L220 227L223 225H221V223H220V224H217V226H216V224ZM260 226H262V224ZM135 227H137V226H135ZM138 227H137V229H138ZM150 227H149V230H154V229H152V227L151 228ZM192 227H194V226H192ZM219 227H218L217 231H219ZM228 227L231 228V224H229ZM239 227H237V228L242 229ZM246 227H248V226H246ZM253 227H252V229H253ZM118 228H119V226H118ZM141 228H142V226H141ZM169 228H171V227H169ZM205 228L206 227H204L202 229L204 230ZM216 228H214V229H216ZM223 228H224V226H223ZM143 229L144 228H142V230ZM163 229H162V231H163ZM198 229L200 230V228H198ZM198 229L196 232L194 231L196 234L198 232L200 233V231L203 232L202 230L199 231ZM214 229L212 228V230H214ZM220 229H222V228L220 227ZM225 229H224V231H225ZM207 230L208 229L205 230V232H204L205 234H207L206 233ZM231 230H234V229L231 228ZM250 230H251V228L248 229V231H250ZM98 231H97V233H98ZM137 231L138 230H136L135 233ZM147 231H144V232H147ZM189 231H191V230H188V232ZM226 231H228V230L226 229ZM226 231H225V233H226ZM235 231H236V228H235ZM235 231H233L232 234H235ZM139 232H140L139 234H141L140 229H139ZM163 232L161 234H163ZM168 232L170 235V233L173 231L168 230ZM177 232H179V230H176V234H177ZM253 232L255 233V231H253ZM135 233L133 232L131 234L134 235ZM227 233H226V235H227ZM242 233H243V231H242ZM259 233H257L256 235L258 236ZM90 234H92V233H90ZM131 234L129 233V235H131ZM166 234H163V235H166ZM172 234L173 233H171V235ZM183 234H184V232H183ZM163 235H162V237L164 239H166V236L164 237ZM174 235H175V231H174ZM189 235H190V233H189ZM201 235H200V237H201ZM211 235H213V233ZM220 235H222L221 236L222 238H223V236L225 237V235H223V234H220ZM236 235L237 234H235V236ZM241 235L242 234L240 232L239 236H241ZM247 235H249V234L247 233ZM251 235H252V233H251ZM50 236H51V234H50ZM179 236L181 237L182 235L180 234V235H178V237ZM191 236L193 237V236H195V234L191 235ZM203 236H207V235L203 234ZM209 236H207L209 240L212 241L213 238L216 240L215 236H213V237L210 236L211 239L209 238ZM216 236L218 237L219 235L217 234ZM227 236L225 238H227ZM252 236H253V238H255L254 237L255 235H252ZM128 237L129 236L127 235L125 239H127ZM131 237L128 239V242H130ZM185 237H184V239H185ZM197 237H199V236H197ZM207 237H206V239H204L205 240L204 245L206 246V248H208L206 244L209 243V240L207 239ZM229 237H232V235L231 236L229 235ZM242 237H244V236H242ZM259 237H261V236H259ZM4 238H6V237H4ZM134 238L135 237H133V239ZM172 238H174V240L172 242L175 243L174 241H175L176 237L173 236V237H171V239ZM201 238H204V237H201ZM218 238L220 239V237H218ZM246 238H247V236L245 237V239ZM10 239L12 240V237ZM186 239H188V238H186ZM189 239L192 240V238H190V237H189ZM219 239H217V240H219ZM250 239H252V238H250ZM256 239L257 240H255L252 243H250L251 240L245 241L243 239L244 240L243 241L241 238V240L239 242L238 240L234 239L235 241L239 242V244L237 247L235 246V248H234L236 250V252H232V253H230L228 251L230 245L228 247H226V250H225V247L221 245L223 243V241L221 244L219 243L218 245L224 247L223 250L226 251L224 261H230L231 264H234V263L244 264V263H246V261H248V263H250V261H251L254 264H264V248L256 247L257 244L258 245L260 244L258 241V238H256ZM2 240L4 241V239H2ZM134 240H136V239H134ZM177 240L179 241V239H177ZM177 240H176V244L178 245L179 243H177ZM182 240H183V238H182ZM201 240L199 239L198 241L201 242ZM207 240H208V243H207ZM226 240H224V243L226 242ZM229 240H231V238H229ZM262 240L264 241V238H262ZM116 241H117V239H116ZM154 241L155 240H153V244L151 243L152 247L149 246L151 248V250H152V248H155ZM165 241H167V240H165ZM188 241L189 240H186V243L184 242L185 246L187 245ZM195 241H197V240H194V242ZM220 241L221 240H219L218 242H220ZM118 242H119V240H118ZM132 242H133V240H132ZM169 242H170V240H169ZM190 242H192V241H190ZM194 242H193V244H194ZM232 242H234L233 237H232ZM3 243L0 245L1 247H2ZM10 243L11 242L8 243L9 246H8L7 242L5 244H7L6 247H9L10 251H11L13 249V248H11V247H13V245H11ZM202 243H203V241L201 242V244ZM123 244H125V242ZM127 244H129V243H127ZM193 244H192V246H193ZM195 244H196L195 245V250H196L195 252L196 253H198L197 251L201 252V250H203V248H201V250H198L197 249V243L195 242ZM227 244H230V243H227ZM90 245H91V243H90ZM163 245H164V241H163ZM171 245H172V243H171ZM177 245H173V246H177ZM212 245H213V243H212ZM214 245L216 246V243ZM231 245H232V243H231ZM234 245H235V243H233V246ZM254 245H256V246L254 247ZM169 246H170V244L168 245V247ZM185 246H184V248H185ZM192 246L190 245V248H192ZM3 247H2V249H3ZM179 247H180V245H179ZM179 247H177V248H179ZM202 247H203V244H202ZM210 247H212V246H209V248ZM16 248H18V247H16ZM16 248L14 250H16ZM170 248H171V246H170ZM206 248H205V250H207ZM209 248H208V250L211 249V248L210 249ZM214 248L211 249L213 255L218 253V252H216V250L218 248L215 250H214ZM67 249H68V247H67ZM145 249L148 250L147 247ZM171 249H173V248H171ZM185 249H187V248H185ZM185 249H184V251L182 249L183 253L182 254L179 253L180 256L178 258H180L181 256H183V257H181L182 259L184 258ZM5 250H8V249H5ZM72 250H74V249H72ZM136 250H138V249H136ZM147 250L145 251V254H147L148 256L151 257L152 254L150 255V253H152V251L148 250V251H151L148 254V253H146ZM160 250H161V248H160ZM223 250H221V252ZM232 250H233V247H232ZM76 251H77V249H76ZM154 251L155 250H153V252ZM169 251H171V250L169 249ZM169 251L167 250L166 252H169ZM190 251L193 252L194 248H193V251H192V249H190ZM211 251H209V252H211ZM5 252H7L9 254V251H5ZM163 252H164V250H163ZM163 252H162V254H163ZM176 252H179V249L178 250L176 249ZM200 252L198 254L204 255V251H202L203 253H200ZM206 252L209 253L208 251H206ZM7 253H5V256L8 255ZM154 253H155V256L158 255V254H156L157 252H154ZM188 253H190V252H188ZM21 254H23V253L21 252ZM170 254H171V252H170ZM198 254H196V255H198ZM223 254L224 253L222 252V254H221L222 258H223ZM112 255H113V253H112ZM208 255L210 256L211 253ZM22 256H24V255H22ZM145 256H144L143 261H145V258H146ZM166 256H168V253H165V257ZM188 256H189V254H188ZM188 256H185V258L187 257L186 259H189L188 264H193V262L195 264L196 261L191 260V258H193L195 255H190V257L192 256L191 258ZM199 256H201V255H198V257ZM12 257H13V255H12ZM15 257H16V254H15ZM113 257H114V255H113ZM150 257H148V258H150ZM157 257H156V259H157ZM163 258H164V256H163ZM195 258H197V256ZM199 258L202 259V257H199ZM216 258H217V260H219V258L217 256H216ZM216 258L215 257L213 258L214 261H217ZM222 258L220 256V260ZM17 259L20 260V254H19V258L17 257ZM17 259H15V261ZM151 259H152V257H151ZM153 259H154V256H153ZM25 260H27V259H25ZM140 260H142V258ZM190 260L192 263H190ZM159 261L160 260H158V262ZM184 261H186V260H184ZM209 261L206 262L204 260V262H206L208 264H209ZM214 261L212 263H214ZM59 262H61V261H59ZM153 262L155 263L156 260ZM162 262H163V260H162ZM172 262H171V264H172ZM220 262H223V261H220ZM37 263L39 264L38 261L36 262V264ZM74 263H75V261H74ZM74 263H72V264H74ZM160 263H161V261H160ZM177 263L178 262H176L175 264H177ZM199 263H200V260H199ZM218 263H219V261H218ZM76 264H77V262H76ZM203 264H205V263H203ZM215 264H217V263H215ZM220 264H222V263H220ZM223 264H224V262H223Z\"/></svg>",
  "mask_w": 264,
  "mask_h": 264
},
{
  "label": "crops",
  "instance_id": "0c3cea01",
  "mask_svg": "<svg viewBox=\"0 0 264 264\" xmlns=\"http://www.w3.org/2000/svg\"><path fill=\"white\" fill-rule=\"evenodd\" d=\"M142 5H143V7H142V9H144V10H148L149 8H151V3H148V2H146V1H144L143 3H142ZM139 8H137V10H138Z\"/></svg>",
  "mask_w": 264,
  "mask_h": 264
}]
</instances>
